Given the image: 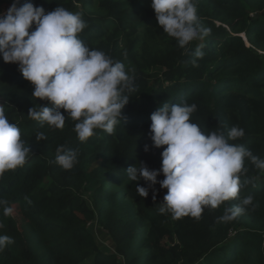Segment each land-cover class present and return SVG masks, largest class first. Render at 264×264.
Listing matches in <instances>:
<instances>
[{
    "label": "trees",
    "instance_id": "16d2710c",
    "mask_svg": "<svg viewBox=\"0 0 264 264\" xmlns=\"http://www.w3.org/2000/svg\"><path fill=\"white\" fill-rule=\"evenodd\" d=\"M13 2L0 0V13ZM26 2L46 13L57 6L82 13L86 27L78 37L124 63L134 90L125 92L129 102L115 131L95 129L82 142L78 121L64 109L63 129L28 116L30 108L52 105L32 96L35 86L18 64L0 56V104L32 151L23 166L0 176V198L13 208L8 217L0 209V235L14 241L0 252V264H264V169L250 159L240 176L250 182L238 197L206 207L199 218L162 214L168 190L156 183L141 197L136 186L147 183L126 174L140 162L160 169L167 146L152 145L150 116L165 103L196 104L190 120L205 135L242 128L244 136L228 142L264 160V0H195L198 24L208 32L184 48L158 24L151 0H18L17 7ZM201 44L204 55L193 66ZM37 133L47 138L37 141ZM61 145L79 150L72 169L55 163ZM248 196L242 214L221 219ZM92 223L108 233L112 250L100 246Z\"/></svg>",
    "mask_w": 264,
    "mask_h": 264
},
{
    "label": "clouds",
    "instance_id": "9594fccd",
    "mask_svg": "<svg viewBox=\"0 0 264 264\" xmlns=\"http://www.w3.org/2000/svg\"><path fill=\"white\" fill-rule=\"evenodd\" d=\"M18 0L0 13V56L4 62L17 63L23 77L35 87L32 96L49 101L38 110L29 109L28 116L50 127L63 129L67 112L75 121V131L80 141L94 135L95 129L108 134L115 131L122 109L129 102L125 92L134 90V77L126 71L124 63L96 49H90L78 34L86 27L82 13L71 12L63 6L45 12L42 6L26 2L17 7ZM158 24L164 32L175 38L184 48L194 40H203L208 30L198 24L195 0H151ZM244 37V35H243ZM203 45H198L191 63L197 65L202 58ZM197 110L196 104L187 102L163 104L150 119V139L154 147L167 146L161 153L160 169H149L144 162L126 169L130 181L141 178L147 187L137 185V193L147 197L149 188L159 183L166 188L164 205L159 211H170L175 218L191 216L199 218L206 207L217 208L225 201L235 199L244 184L240 176L244 160L248 158L259 169L264 160L253 155L243 145L230 144L244 136V130L232 127L225 137L222 132L210 131L205 135L190 116ZM47 137L37 133L36 140ZM144 150L149 151L145 144ZM32 152L21 139L16 123L9 122L3 104H0V176L7 170L23 166ZM78 149H56L55 163L65 170L78 162ZM163 173L164 179L157 177ZM155 200V190L153 191ZM248 196L234 207L225 209L221 217L230 221L242 214L252 203ZM5 198H0V209L5 217L13 208ZM4 224L0 222V229ZM14 241L8 235H0V252Z\"/></svg>",
    "mask_w": 264,
    "mask_h": 264
},
{
    "label": "rangeland",
    "instance_id": "374dc122",
    "mask_svg": "<svg viewBox=\"0 0 264 264\" xmlns=\"http://www.w3.org/2000/svg\"><path fill=\"white\" fill-rule=\"evenodd\" d=\"M258 14L256 12H253L251 14V16H257ZM244 35V34H243ZM155 74H157V71H154ZM158 166L161 167L162 163L158 162ZM90 230L93 231L96 234L97 240L100 244V246L105 250V251H109L112 250V245H111V238L108 235L107 232H105L103 229H101L100 227L97 228L96 223H92L90 224Z\"/></svg>",
    "mask_w": 264,
    "mask_h": 264
}]
</instances>
